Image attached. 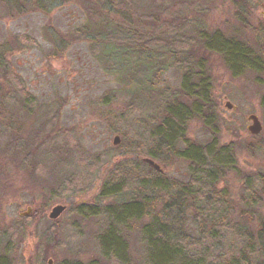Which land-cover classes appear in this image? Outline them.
Returning a JSON list of instances; mask_svg holds the SVG:
<instances>
[{"label": "rangeland", "instance_id": "374dc122", "mask_svg": "<svg viewBox=\"0 0 264 264\" xmlns=\"http://www.w3.org/2000/svg\"><path fill=\"white\" fill-rule=\"evenodd\" d=\"M143 2L146 8L139 13L155 4ZM168 2L179 4L184 15L210 31L234 37L256 52L264 48V0ZM91 6L92 0H68L57 8L38 7L33 0H0V47L7 43L14 49L6 61L34 97L25 102L24 93L6 82L0 68L3 90L10 93L0 106V264H121L107 257L101 245L103 235L114 228L111 224L120 204L113 197L101 199L100 194L111 169L124 159L123 151L149 169L145 161L149 156L139 149L152 146L151 134L161 121L164 105L157 95L147 101L134 83L117 79L102 61L100 49L77 34L90 21ZM53 30L71 40L68 48H56ZM185 31L198 35L195 23ZM196 51L206 57L217 105L219 145L233 144L234 149V166L218 185L219 200L225 190L229 225L246 226L258 241L264 225V72L235 74L221 53L200 46ZM182 82L183 71L172 68L159 86L176 91ZM251 114L258 115L263 125L256 135L248 128ZM187 136L204 144L212 140L197 118L189 121ZM30 151L36 156L22 169ZM153 160L170 180H188V165L176 153H161ZM72 176L75 181L67 188ZM220 201L215 209L223 207ZM58 205L66 209L52 219L50 214ZM82 206L89 208L88 213L80 212ZM190 210L186 227L197 237ZM150 220V215H142L132 223L129 220L130 227H121L132 264L147 263L144 233ZM245 244L228 228L219 245L238 252Z\"/></svg>", "mask_w": 264, "mask_h": 264}, {"label": "trees", "instance_id": "16d2710c", "mask_svg": "<svg viewBox=\"0 0 264 264\" xmlns=\"http://www.w3.org/2000/svg\"><path fill=\"white\" fill-rule=\"evenodd\" d=\"M33 1L38 7L49 4L50 8H57L68 0ZM143 1L92 0L90 21L77 34L100 49L102 61L110 72H115L117 79L125 84L134 83L137 92L147 101L157 95V100L164 105L163 116L151 134L152 146L139 150H144L152 159L161 153H176L188 165V180H170L150 164L149 169H143L142 162L137 163L123 151L124 159L111 169L100 194L101 199L113 197L120 204L113 216L114 228L101 239L103 253L121 264H132L127 258L121 227H130L142 215H150L144 233L148 243L146 264H264V259H260L264 258V225L258 231V241L252 239L246 226L229 225V198L225 190H222L223 207L215 209L220 201L218 185L234 166V149L233 144L219 145L217 105L206 74V57L196 47L221 53L235 74L244 70L264 72V48L256 52L234 37L210 31L184 15L186 11L179 4L178 8L171 6L168 0H148L155 3L151 6L155 10L139 13L146 8ZM192 23L197 25L198 34L193 37L185 31ZM52 32L58 50L69 47L70 39L56 30ZM13 51L7 43L0 47V68L6 82L17 85L24 93V101L31 102L34 97L26 91L24 80L14 75L6 61ZM172 68L183 71L182 85L176 91L159 86L162 77ZM2 85L0 81V106L10 94L7 90L4 92ZM194 118L202 120L212 134L207 144L187 136L188 123ZM35 156L34 152H27L22 169ZM74 181L72 176L65 186L70 187ZM88 209L82 206L80 212L88 213ZM188 209L193 212L197 237L186 227ZM228 228L235 231L237 238L246 241L238 252L220 248Z\"/></svg>", "mask_w": 264, "mask_h": 264}, {"label": "water", "instance_id": "95a60500", "mask_svg": "<svg viewBox=\"0 0 264 264\" xmlns=\"http://www.w3.org/2000/svg\"><path fill=\"white\" fill-rule=\"evenodd\" d=\"M228 106L231 108L232 105L230 103H228ZM249 119L252 121V124H250L248 127L250 132L255 134V135L259 134L263 129V125H262V122H261L259 116L256 114H251L249 116ZM119 142H120V137L116 136L114 138V144L118 145ZM145 161L147 163H149L150 165H152L158 171H162L161 166L158 163H156L153 159L145 158ZM65 209H66V207L64 205H58V206L54 207L51 214H50V217L52 219L58 218Z\"/></svg>", "mask_w": 264, "mask_h": 264}]
</instances>
